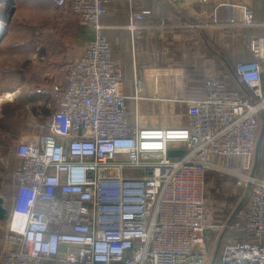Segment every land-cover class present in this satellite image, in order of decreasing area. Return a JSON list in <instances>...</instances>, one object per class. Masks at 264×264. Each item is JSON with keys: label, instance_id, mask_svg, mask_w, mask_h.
<instances>
[{"label": "built area", "instance_id": "built-area-1", "mask_svg": "<svg viewBox=\"0 0 264 264\" xmlns=\"http://www.w3.org/2000/svg\"><path fill=\"white\" fill-rule=\"evenodd\" d=\"M49 1L94 37L56 87V110L16 143L0 264H212L208 236L226 224L206 203L208 172L249 187L214 264H264V181L250 174L264 121V37L249 41L251 59L231 72L207 69L201 98H148L141 84L130 97L101 24L115 0ZM151 15L130 13L133 38ZM211 17L217 27L257 25L251 9L232 4ZM167 75L177 82L186 69L168 66ZM172 103L185 123L163 127L158 118L171 112L160 107Z\"/></svg>", "mask_w": 264, "mask_h": 264}, {"label": "crops", "instance_id": "crops-1", "mask_svg": "<svg viewBox=\"0 0 264 264\" xmlns=\"http://www.w3.org/2000/svg\"><path fill=\"white\" fill-rule=\"evenodd\" d=\"M7 1L9 0H0L1 20V17L6 15ZM12 1L14 13L1 35L0 55L5 56L3 46L6 40L14 31L17 33L19 30L23 31V38L27 44L20 51V56L10 47L9 54H12L9 58L12 56L10 60L13 61L21 58L32 61L35 55L32 49L33 29L40 26L41 33L47 38V48L43 56L48 61V66L52 68L50 74L58 69L67 74L69 64L82 55L86 44L93 39V31L81 25L69 10L57 8L49 0ZM219 4L224 7L232 4L251 9L257 25L237 29L215 26L211 12ZM144 9L152 12L144 23L147 29L138 30L133 38L128 29L130 13ZM161 20L171 23L173 28L165 31L159 25ZM17 21L20 24H16ZM190 22L201 23L202 27L190 28L188 26L192 24ZM101 24L103 36L112 47L114 59L124 69L126 80L122 90L125 95L133 96L137 86L141 84L148 98L156 95L164 100L175 97L196 99L203 97V75L207 69L231 72L236 62L251 59L249 41L253 37H264V0H209L206 4L202 0H133L131 5L126 0H115L109 13L102 18ZM168 66H183L186 69V76L177 82L170 79L167 75ZM262 78L264 82V72ZM230 83L236 87L241 86L233 74ZM128 103L132 108L133 101L129 100ZM160 110L184 113L185 109L179 103H172L160 107ZM263 130L264 121L258 139ZM234 164H238L237 161H234ZM238 171L241 172L239 169ZM252 173L253 168L250 174ZM254 177L264 181V134ZM237 181L235 176L208 172L207 205H212L213 194L232 198L241 195L242 200L247 188L238 187ZM246 202L247 200L243 206ZM212 208L216 216V211ZM235 209L224 215L221 221L218 220L226 226L217 228L208 236V246L214 248V254L218 249L217 259L224 244L229 241L231 232L229 220Z\"/></svg>", "mask_w": 264, "mask_h": 264}, {"label": "rangeland", "instance_id": "rangeland-1", "mask_svg": "<svg viewBox=\"0 0 264 264\" xmlns=\"http://www.w3.org/2000/svg\"><path fill=\"white\" fill-rule=\"evenodd\" d=\"M0 23H6L5 16ZM16 24H20V22L17 21ZM6 26H8L7 23ZM6 26L5 28H7ZM41 32L42 27L40 26L33 29L32 49L35 55L32 61H26L23 58L13 61L10 60L13 58L12 56L9 58V55L12 54H9L10 47L15 49L17 55L20 56V51L27 44L23 38V31L19 30L17 33L14 31V34L6 40L3 46L5 56L0 55V96L6 92L17 93L16 98L12 101L2 102L0 106V195L7 199V207H9L8 199L11 195L9 189L11 173L13 168L18 166V162L13 157L16 143L21 138L33 134L36 127L56 110L59 100L56 87L62 88L65 85V71L62 72L58 69L50 74L52 68L48 66V61L43 56V52L47 48V38ZM0 37L2 39L1 35ZM14 40L16 41L14 42ZM8 43L10 44L6 47ZM158 120L163 127H178L185 123L184 114L179 111H173L169 116H161ZM217 188L218 186L216 190ZM212 200V205L209 206H212L213 208H211L216 211V220L221 221L224 215H228L236 208L237 203L241 200V195L232 198L213 194ZM6 225L7 218L5 221H0V249L6 240ZM210 254L212 257L214 256V248H210Z\"/></svg>", "mask_w": 264, "mask_h": 264}, {"label": "water", "instance_id": "water-1", "mask_svg": "<svg viewBox=\"0 0 264 264\" xmlns=\"http://www.w3.org/2000/svg\"><path fill=\"white\" fill-rule=\"evenodd\" d=\"M6 3H7V11H6V15H4V16L6 17V23L8 24L11 16L14 13V11H13L14 6H13V1L12 0H9ZM3 17H2V19H3ZM263 134H264V130H263V133L261 134V136L259 137V139L257 140L256 150H255V162H254V167H253V173L251 175L252 177H254L255 171H256V168H257V165H258L259 149H260V145H261V142H262ZM182 155H183L182 151H180V152L179 151H169L168 152V156L169 157H181ZM248 196H249V187L245 191L243 199L241 200L239 205L236 207L233 215L231 216V218L229 220V224L232 222V220H233L234 216L236 215V213L242 208V206L245 203V201L247 200ZM6 217H7V210L4 207V199L0 195V221H5ZM217 254H218V249H217V252L213 256L212 264H214V262L216 261Z\"/></svg>", "mask_w": 264, "mask_h": 264}, {"label": "bare ground", "instance_id": "bare-ground-1", "mask_svg": "<svg viewBox=\"0 0 264 264\" xmlns=\"http://www.w3.org/2000/svg\"><path fill=\"white\" fill-rule=\"evenodd\" d=\"M6 26V23H0V35H2V32L4 31V28ZM17 97V93H5L3 96H0V106L2 102L5 101H12L14 98ZM0 115H1V108H0Z\"/></svg>", "mask_w": 264, "mask_h": 264}, {"label": "trees", "instance_id": "trees-1", "mask_svg": "<svg viewBox=\"0 0 264 264\" xmlns=\"http://www.w3.org/2000/svg\"><path fill=\"white\" fill-rule=\"evenodd\" d=\"M244 207H245V205H244ZM207 246H208V244H207ZM208 247H209V246H208ZM210 248H211V247H209V249H208V250H210Z\"/></svg>", "mask_w": 264, "mask_h": 264}]
</instances>
